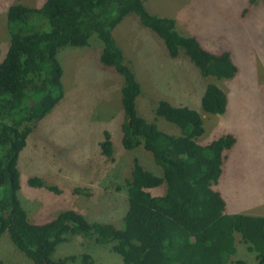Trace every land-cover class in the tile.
<instances>
[{
  "label": "trees",
  "instance_id": "trees-1",
  "mask_svg": "<svg viewBox=\"0 0 264 264\" xmlns=\"http://www.w3.org/2000/svg\"><path fill=\"white\" fill-rule=\"evenodd\" d=\"M135 13L160 36L172 57L184 55L198 66L202 76L234 77L238 66L229 51L215 53L195 36L175 28V19L152 14L144 0H45L37 6L13 3L7 12L9 45L0 61V236L8 232L18 249L34 264H97L88 252L53 258L57 246L73 235L112 244L126 264H248L232 259L235 232L264 264V215L230 213L217 188L227 151L236 143L226 132L206 143L197 138L204 131L201 113L188 105L160 99L155 118L163 117L180 127V133L162 130L155 120L139 113L141 85L124 61L113 36L114 27ZM96 36L103 44L100 61L124 76L121 142L125 149L143 146L150 151L161 173L146 168L133 157L126 180L128 206L122 226L90 220L80 210L66 208L45 222L30 220L18 196L21 188L19 158L36 122L44 118L64 96L63 67L59 47L85 46ZM211 113H223L228 98L222 87L208 83L200 98ZM102 154L114 159L112 134L103 131ZM28 183L60 193L39 176ZM165 185L163 194L152 189ZM76 188V193L80 192Z\"/></svg>",
  "mask_w": 264,
  "mask_h": 264
},
{
  "label": "rangeland",
  "instance_id": "rangeland-1",
  "mask_svg": "<svg viewBox=\"0 0 264 264\" xmlns=\"http://www.w3.org/2000/svg\"><path fill=\"white\" fill-rule=\"evenodd\" d=\"M44 1L0 0V61L10 39L9 6L17 2L37 6ZM144 4L152 14L174 18L176 30L195 36L205 48L215 53L229 51L238 71L231 78L202 76L183 48L172 57L163 39L130 13L114 27L113 36L124 61L134 71V80L141 85L139 113L155 120L164 131L180 133L176 124L155 118L158 101L175 97V105H188L201 113L206 129L198 142L232 132L237 141L224 158L217 188L226 198L228 212L264 213V0H144ZM102 47L93 36L88 45L58 49L64 96L36 122L19 158L18 196L32 221L45 222L63 209L75 208L90 220L111 221L121 227L133 157L161 173L152 153L142 145L133 150L122 145L124 76L101 63ZM211 82L227 94L223 113L207 112L202 107L200 98ZM104 129L112 134L114 159L102 154ZM32 176H39L47 185H57L60 193L31 186L28 179ZM76 188L81 189L79 193ZM152 191L163 194L165 185ZM234 235L236 252L232 259L257 264L255 252L247 248L238 232ZM81 252L92 254L97 264H126L112 250V244L81 235L60 243L52 257ZM34 263L16 247L8 232L0 236V264Z\"/></svg>",
  "mask_w": 264,
  "mask_h": 264
},
{
  "label": "crops",
  "instance_id": "crops-1",
  "mask_svg": "<svg viewBox=\"0 0 264 264\" xmlns=\"http://www.w3.org/2000/svg\"><path fill=\"white\" fill-rule=\"evenodd\" d=\"M166 98V97H165ZM167 99V98H166ZM168 100L172 103V104H176V103H174L172 100H175V97L174 98H172V99H170V98H168ZM224 196V195H223ZM226 199V198H225ZM233 212L235 213V212H239V211H234L233 210ZM254 215H264V213L263 212H259V213H254Z\"/></svg>",
  "mask_w": 264,
  "mask_h": 264
}]
</instances>
